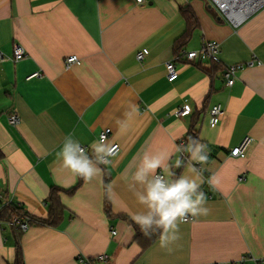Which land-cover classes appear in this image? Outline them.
I'll list each match as a JSON object with an SVG mask.
<instances>
[{"label": "crops", "instance_id": "1", "mask_svg": "<svg viewBox=\"0 0 264 264\" xmlns=\"http://www.w3.org/2000/svg\"><path fill=\"white\" fill-rule=\"evenodd\" d=\"M183 6L198 21L184 43ZM206 40L220 43V64L176 61L177 49H199ZM15 44L25 48V58L15 59ZM143 48L150 52L140 61ZM73 54L80 62L67 68ZM231 64L244 67L227 86L224 67ZM35 73L40 75L31 77ZM216 103L224 113L212 126ZM185 104L192 112L179 116ZM197 117L199 140L209 153L201 187L209 213L181 224V239L168 248L159 238L137 240L131 215L144 210L137 198L143 188L132 176L145 152L185 143ZM108 127L106 142L120 144V153L74 194L60 192L66 211L58 226L31 224L23 232L24 264H82L79 256L93 264H264V5L234 25L208 0H0L5 201L47 218L52 188L70 189L79 179L57 160L65 136L73 135L93 156L90 145ZM247 135L253 142L246 157L231 156ZM106 172L112 217L105 209ZM212 173L220 179L217 188L207 183ZM15 240L12 227L0 220V264H14ZM103 255L108 259H99Z\"/></svg>", "mask_w": 264, "mask_h": 264}, {"label": "clouds", "instance_id": "2", "mask_svg": "<svg viewBox=\"0 0 264 264\" xmlns=\"http://www.w3.org/2000/svg\"><path fill=\"white\" fill-rule=\"evenodd\" d=\"M132 111L137 109L133 107ZM90 148L93 156H89L88 149L73 135H67L56 153L57 160L73 176L91 182L101 172L99 165L111 164L109 158L118 155V150L107 143L104 136L93 142ZM173 156L176 159L174 165H170ZM208 162L207 145L192 136L187 137L186 143H174L171 151L143 154L132 180L143 188L137 198L144 210L132 214L131 219L145 237L150 238L158 232L161 248H168L181 239V224L187 223L190 218L208 215L207 195L201 191L205 183L204 172L210 171L204 168ZM173 167L186 171L177 175ZM207 183L217 188L220 179L212 173Z\"/></svg>", "mask_w": 264, "mask_h": 264}, {"label": "built area", "instance_id": "3", "mask_svg": "<svg viewBox=\"0 0 264 264\" xmlns=\"http://www.w3.org/2000/svg\"><path fill=\"white\" fill-rule=\"evenodd\" d=\"M145 0H138V2L142 3ZM209 3L215 6L222 16L230 21L234 25H239L244 21L248 16L256 12L261 6L264 5V0H208ZM150 50L148 48H143L137 53V58L140 61H143L145 57L149 54ZM14 55L16 60H21L26 56V50L21 44H15L14 46ZM177 60H187L198 61V62H214L215 64H220L221 61V45L217 41L206 40L201 45L199 49L189 50V51H180L176 56ZM175 61V60H174ZM170 61L167 63V68L169 72V78L174 79L177 76V69L175 66V62ZM80 62V58L78 55L73 54L69 56L66 60V67L69 68L73 64ZM261 64V62H260ZM243 64H231L226 65L224 67V77L225 83L227 86H233L239 78V71L242 70ZM39 73L33 74L31 77L39 76ZM192 112V108L190 105L185 104L184 106L178 108L177 114L179 116H186ZM212 119L211 125L216 126L224 113V106L221 103H216L211 107L210 110ZM12 124H18L20 118L17 115H12L10 118ZM112 135L111 128H105L101 131L99 135V139L101 136L106 138V141ZM253 142V137L251 135L245 136L242 141L231 150V156L244 158L246 157L248 150ZM182 143V142H181ZM184 143V142H183ZM117 147L118 154L121 151V146L118 143L111 144ZM85 147V146H83ZM86 148V147H85ZM113 157H110L111 159ZM10 202L5 201L3 193L0 190V207H3L5 204ZM191 219V218H190ZM22 230L26 231L29 229V225L27 222L20 223ZM113 233H117V231H113ZM99 259L105 261L108 259L107 255L101 256ZM79 261L82 264H93L94 260L89 259L83 256H79ZM243 261V260H242Z\"/></svg>", "mask_w": 264, "mask_h": 264}, {"label": "trees", "instance_id": "4", "mask_svg": "<svg viewBox=\"0 0 264 264\" xmlns=\"http://www.w3.org/2000/svg\"><path fill=\"white\" fill-rule=\"evenodd\" d=\"M181 12L187 21V30L180 39V41L184 43L188 41L192 31L196 29L198 25V21L189 6L181 7ZM180 50L181 48L177 49V53H179L178 51ZM211 63L215 64L214 62H211ZM197 121H198V117L195 119L190 132L186 136L185 143L187 142L188 136H192V137H196L200 139L199 132L196 129V124L198 123ZM4 156H5L4 152L0 149V160L3 159ZM176 173L177 175H179V169L176 170ZM110 180H111V176L109 173L106 172L105 177H104L105 209L109 217H112L113 214H112V209H111V203L107 196ZM83 183H84V180L79 178L77 185L70 189L62 190L61 188L53 187L48 197L49 215L47 218H39V217L31 216L27 211L24 210L22 205L15 204L13 202L5 204L3 207H1L0 220L2 223L8 224L12 227L13 232L16 237V240H15L16 257H15L14 264H24V253H23L22 241H21V237H22L24 230H22L20 223L27 222L29 227L31 226V224L49 225V226H54V227L58 226L61 223V221L64 219V213L66 211L60 199V195H59L60 192L66 191V193L72 195L76 192V190L79 187L83 185ZM136 230H137L136 239L139 240L143 234L137 225H136ZM158 238H159V233L157 232V233H154L150 238L147 237V242L153 243ZM147 244L148 243H144V246H147Z\"/></svg>", "mask_w": 264, "mask_h": 264}]
</instances>
